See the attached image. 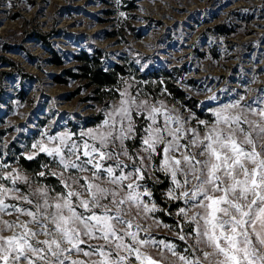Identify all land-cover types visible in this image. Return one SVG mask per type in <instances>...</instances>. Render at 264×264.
I'll use <instances>...</instances> for the list:
<instances>
[{"label": "snow or ice", "instance_id": "snow-or-ice-1", "mask_svg": "<svg viewBox=\"0 0 264 264\" xmlns=\"http://www.w3.org/2000/svg\"><path fill=\"white\" fill-rule=\"evenodd\" d=\"M125 84L98 123L54 134L45 126L25 153L58 160L61 170L49 174L60 191L43 182L21 191L26 175L0 174V264H264V88L256 96L247 84L232 88L222 101L213 94V119L191 112V126L174 106ZM137 139L130 150L125 141ZM117 144L120 151L109 147ZM152 169L180 202V246L157 240L145 223L159 207L145 183Z\"/></svg>", "mask_w": 264, "mask_h": 264}, {"label": "rangeland", "instance_id": "rangeland-1", "mask_svg": "<svg viewBox=\"0 0 264 264\" xmlns=\"http://www.w3.org/2000/svg\"><path fill=\"white\" fill-rule=\"evenodd\" d=\"M123 1L0 0V174L16 168L26 175L27 182L16 184L21 191L29 184H46L38 173L61 170L58 160L47 153L48 161L38 173L19 162L21 155L35 157L25 153L33 151V143L40 139L45 126L49 134L93 126L103 119L101 109L119 97L108 104L99 103L86 98L91 89L82 86L83 82L54 80L75 65L72 58L80 50L104 49L107 65L129 62L146 78L128 75L119 88L127 82L133 95L139 88L141 98L150 94L149 100H163L186 120L191 112L200 119H213L207 110L215 106L208 102L213 94L222 101L232 88L245 91L247 84L248 96H256L257 90L264 88V0H129L134 7L128 11L121 7L126 5ZM121 25L124 37L108 36L113 30H121ZM128 25L142 36L132 34ZM219 25H227L230 34L216 33ZM40 33L47 34V43ZM51 50L60 56L62 65L51 61ZM165 78L174 79L187 98L197 100V111L168 90L162 91L165 87L159 83ZM196 117L188 120L191 126H195ZM143 119L146 117H137L138 135ZM125 143L131 150L138 148L139 140ZM109 147L120 151L118 144ZM36 151L37 155L43 153ZM120 158L128 162L126 157ZM165 179L170 184L162 171L152 169L149 176L146 170L145 183L159 207L152 213L155 221L150 217L145 223H152L150 231L157 240H173L180 246L184 242L176 235L179 228L174 214L180 202L166 197L169 186L160 190L166 205L158 203L153 194L152 185ZM3 182L7 178L0 176ZM160 212L170 220L162 219ZM184 230H188L187 225ZM150 251L160 255L159 248Z\"/></svg>", "mask_w": 264, "mask_h": 264}, {"label": "trees", "instance_id": "trees-1", "mask_svg": "<svg viewBox=\"0 0 264 264\" xmlns=\"http://www.w3.org/2000/svg\"><path fill=\"white\" fill-rule=\"evenodd\" d=\"M126 5H122L123 10L128 11L134 6L129 0H124ZM123 3V4H124ZM131 33L137 37H141L140 32L132 25H128ZM121 30H113L108 33L110 37H116L122 35L124 37L123 26H120ZM216 33L224 36L230 34V28L227 25H219L216 28ZM42 39L47 43L48 37L47 34H39ZM52 59L51 61L56 65H62L63 61L60 56L54 51L51 50ZM107 52L100 48L95 47L92 51L80 50L79 52L73 55V60L75 65L69 68H66L62 71L60 75L54 77V80L59 83H66L69 79H75L83 82L84 87L90 88V95L87 99H93L99 103L108 104L113 98L119 96V93L115 89L121 87V82L124 77L128 75H137L138 78L144 80L146 78L145 74H137V68H131L129 62H114L110 65H107L106 62ZM2 60H5L11 65L15 63L6 57H1ZM148 83V82H147ZM160 87H165L174 98L183 101L190 105V107L197 111V100H190L187 98L185 90H182L176 86L174 79L165 78L159 83ZM48 161V156L44 153H40L35 157L27 158L23 155L19 157V162L24 166L28 171L33 173H38L41 169L43 163ZM40 180L44 181L46 184L55 187L58 190H61L62 186L58 183V179L49 174V171L44 176H39ZM153 184V183H152ZM169 186L168 180L165 179L161 183L153 184V194L155 199L161 205H166L163 198L160 196V190L166 189ZM176 207V206H174ZM162 219L165 221L170 220V218L165 214L160 212Z\"/></svg>", "mask_w": 264, "mask_h": 264}]
</instances>
